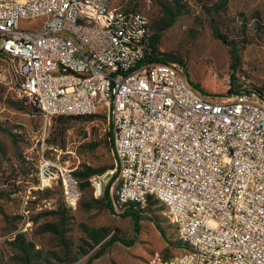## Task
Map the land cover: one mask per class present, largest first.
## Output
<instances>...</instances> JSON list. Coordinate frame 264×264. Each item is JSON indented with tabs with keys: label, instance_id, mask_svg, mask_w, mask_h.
<instances>
[{
	"label": "built area",
	"instance_id": "obj_1",
	"mask_svg": "<svg viewBox=\"0 0 264 264\" xmlns=\"http://www.w3.org/2000/svg\"><path fill=\"white\" fill-rule=\"evenodd\" d=\"M112 2L0 0L20 94L50 117L106 118L114 168L94 196L109 185L116 211L156 199L188 247L148 264H264V95L211 98L177 65L149 63V18Z\"/></svg>",
	"mask_w": 264,
	"mask_h": 264
},
{
	"label": "rangeland",
	"instance_id": "obj_2",
	"mask_svg": "<svg viewBox=\"0 0 264 264\" xmlns=\"http://www.w3.org/2000/svg\"><path fill=\"white\" fill-rule=\"evenodd\" d=\"M112 5L144 12L150 37L159 34L158 51L181 64L206 96L227 98L240 85L264 95V0ZM18 81L16 63L0 55V264H148L156 254L168 261L186 252L154 200L135 234L124 211L94 196L92 179L107 182L114 168L106 118L44 115L22 97ZM112 237L132 245L107 246Z\"/></svg>",
	"mask_w": 264,
	"mask_h": 264
},
{
	"label": "trees",
	"instance_id": "obj_3",
	"mask_svg": "<svg viewBox=\"0 0 264 264\" xmlns=\"http://www.w3.org/2000/svg\"><path fill=\"white\" fill-rule=\"evenodd\" d=\"M227 1H228V0H221V4H222V5H225ZM171 20H172V19L168 20L167 23L170 24V23L172 22ZM215 30H216V29H215ZM215 34H216V36L218 37V39L222 40V42H225V41H223V39H221V37L219 36L217 30L215 31ZM158 43H159V34H158V33L152 35V36L149 38V43H148V52H149V55L147 56L146 60H147L149 63H154V64H174V65H177L180 69H182L183 73H184L185 76H186L187 81H188V82H189V83H190L195 89H197L198 91H200V92L202 93V91L199 90V89L197 88V86H194V85L189 81V79H188V77H187V73H186L184 67H183L181 64L177 63V61L174 60V59H172L171 57H168V56H166V55H164V54H161V53L158 51ZM0 55L6 56L7 58L10 59V57H9L8 55L4 54V53L1 52V51H0ZM241 87H242L241 85H240V86H236V87H235V90L232 91V92L230 93V96L233 95V94H235V93H237V92H239V91L241 90ZM250 90L262 95V93H260V91H258V90H256V89L251 88ZM204 95H205V94H204ZM30 104H31V103H30ZM31 105H32V104H31ZM33 106H34V105H33ZM35 107H36V106H35ZM89 117H90V116H85V117H71V118H74V119H78V118H80V119H82V118H89ZM107 136H108V137H107V138H108V144H109L110 148L112 149V133L109 132ZM108 190H109V185H107V187L105 188V190H104V195H103L102 199H103L104 202L106 203V207H107L109 210L112 211V210L114 209V207H113V202H112L113 199H112V197L109 195V191H108ZM150 200H154L156 203H158V204L160 205V203H159L156 199H154V198H149V199H148V202H149ZM162 207H163V206H162ZM120 209H121V211H124V212L122 213V215H121L122 217H130V218L132 219V221H133V225H134V233H135V234H138V232H139V228H140V222H141V217H140V215H141V211H142V210H140V209H138V208H135V207L132 206V205H125V206L121 207ZM168 224H169V223H168ZM169 225L172 226L171 224H169ZM156 229H157V231L160 233V235L162 236V238H165V235L163 234V231L161 230V228H160L159 226H156ZM117 242H118V243H122V244H124V245L127 246V247L132 245V242H131V241L126 242V241H124V240H122V239H119V238H117V237H112V238L109 239V241L107 242V246H110L111 244H114V243H117ZM178 243L182 246V248H185L186 250H188V247H187L185 244L181 243L180 241H178ZM87 264H89V263H87Z\"/></svg>",
	"mask_w": 264,
	"mask_h": 264
}]
</instances>
